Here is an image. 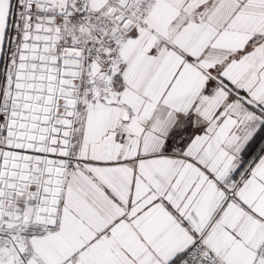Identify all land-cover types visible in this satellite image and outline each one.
<instances>
[{"label":"snow or ice","instance_id":"1","mask_svg":"<svg viewBox=\"0 0 264 264\" xmlns=\"http://www.w3.org/2000/svg\"><path fill=\"white\" fill-rule=\"evenodd\" d=\"M0 264H264V0H0Z\"/></svg>","mask_w":264,"mask_h":264}]
</instances>
